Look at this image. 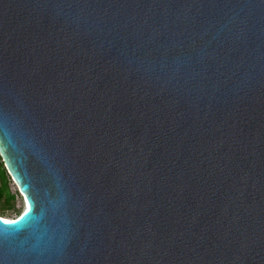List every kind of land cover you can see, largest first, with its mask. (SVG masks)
<instances>
[{
    "label": "water",
    "instance_id": "95a60500",
    "mask_svg": "<svg viewBox=\"0 0 264 264\" xmlns=\"http://www.w3.org/2000/svg\"><path fill=\"white\" fill-rule=\"evenodd\" d=\"M0 157V264H264V0H0Z\"/></svg>",
    "mask_w": 264,
    "mask_h": 264
},
{
    "label": "rangeland",
    "instance_id": "374dc122",
    "mask_svg": "<svg viewBox=\"0 0 264 264\" xmlns=\"http://www.w3.org/2000/svg\"><path fill=\"white\" fill-rule=\"evenodd\" d=\"M7 175H8L9 190H10L11 195L14 196V200L11 201V203H10L12 205L11 207L6 206V204H5L6 199L5 198H3L0 201V216L5 215V214H9V213H13V212H17V211H21L24 209L22 197L20 196V194L17 190V187L15 186V184L12 181L9 174H7Z\"/></svg>",
    "mask_w": 264,
    "mask_h": 264
},
{
    "label": "trees",
    "instance_id": "16d2710c",
    "mask_svg": "<svg viewBox=\"0 0 264 264\" xmlns=\"http://www.w3.org/2000/svg\"><path fill=\"white\" fill-rule=\"evenodd\" d=\"M7 170L4 166V163L0 157V182H1V186H0V201L5 198L6 199V206L7 207H11L12 205L10 204L11 201H13L14 196L11 195L10 190H9V186H8V175H7ZM2 217V216H0ZM3 218V217H2Z\"/></svg>",
    "mask_w": 264,
    "mask_h": 264
},
{
    "label": "snow or ice",
    "instance_id": "6c2138e0",
    "mask_svg": "<svg viewBox=\"0 0 264 264\" xmlns=\"http://www.w3.org/2000/svg\"><path fill=\"white\" fill-rule=\"evenodd\" d=\"M29 215L28 212H25L24 215L21 217V220H23L25 217ZM3 223L8 224V223H17L16 221L9 222L7 220L3 221Z\"/></svg>",
    "mask_w": 264,
    "mask_h": 264
},
{
    "label": "bare ground",
    "instance_id": "6f19581e",
    "mask_svg": "<svg viewBox=\"0 0 264 264\" xmlns=\"http://www.w3.org/2000/svg\"><path fill=\"white\" fill-rule=\"evenodd\" d=\"M22 200H23V205L25 207V205L27 204V202L24 201V198L22 197Z\"/></svg>",
    "mask_w": 264,
    "mask_h": 264
},
{
    "label": "flooded vegetation",
    "instance_id": "af4514ba",
    "mask_svg": "<svg viewBox=\"0 0 264 264\" xmlns=\"http://www.w3.org/2000/svg\"><path fill=\"white\" fill-rule=\"evenodd\" d=\"M1 183V182H0ZM0 186H1V184H0ZM14 200V199H13Z\"/></svg>",
    "mask_w": 264,
    "mask_h": 264
}]
</instances>
